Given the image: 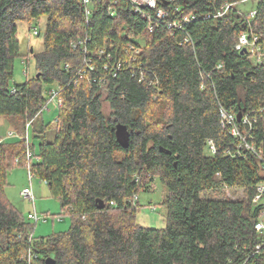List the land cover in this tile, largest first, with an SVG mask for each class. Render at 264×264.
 I'll return each mask as SVG.
<instances>
[{"label": "trees", "instance_id": "16d2710c", "mask_svg": "<svg viewBox=\"0 0 264 264\" xmlns=\"http://www.w3.org/2000/svg\"><path fill=\"white\" fill-rule=\"evenodd\" d=\"M134 7L131 0H0V117L12 118L20 136L0 142V264L47 257L55 264H264V232L255 229L264 195L253 201L264 181V0ZM42 16L39 76L13 82L14 60L25 56L18 23L31 30ZM174 20L179 27L169 28ZM241 33L256 37L255 51L235 49ZM79 39L84 49L72 47ZM50 102L57 116L44 122ZM220 109L235 115L245 141L221 126ZM15 167L46 182L70 217L68 229L32 235L34 224L6 194ZM155 179L166 189L163 227L136 219L138 194Z\"/></svg>", "mask_w": 264, "mask_h": 264}, {"label": "rangeland", "instance_id": "374dc122", "mask_svg": "<svg viewBox=\"0 0 264 264\" xmlns=\"http://www.w3.org/2000/svg\"><path fill=\"white\" fill-rule=\"evenodd\" d=\"M243 8L244 10H248L250 4H245ZM45 19L46 17L42 16L38 22L32 23L33 28L36 27L39 30V34H33V28L28 30L26 23H18L20 52L25 56H19L14 60L12 71L13 82L20 83L35 75L36 67L34 54L43 49L42 32ZM176 25V21L174 20L168 27H176ZM29 49L31 51L28 53ZM25 70L27 75L24 73ZM47 108L48 109H43L39 118L44 122H51L56 118L58 108L53 102H50ZM103 110L105 113L109 112L107 102L103 103ZM13 122L14 120L12 118L0 117L1 141L11 142L20 137L19 133L15 131L12 125ZM31 127L32 126L28 128L27 132L28 141L29 143L35 144L36 150L38 141L33 139ZM9 132L13 133L12 136H9ZM49 135L51 137L50 139H52L53 133L49 132ZM206 152L207 154L209 153L207 150ZM30 186L34 196L33 202L21 195L22 189ZM165 193V186L161 184L158 179H155L152 190L141 191L138 194L136 219L139 224L149 227H163L165 225L166 207L162 204ZM6 194L8 199L22 212L25 218L29 212H35L41 218L38 222L32 219L29 220L34 224L32 233L34 237L47 236L69 228L70 217L67 213L61 211L59 199L51 195L46 183L36 178L34 175L31 181H29L25 168L15 167L9 172ZM225 195L229 197L241 196V191H237L235 195H233L230 190H226Z\"/></svg>", "mask_w": 264, "mask_h": 264}, {"label": "built area", "instance_id": "2783aa9c", "mask_svg": "<svg viewBox=\"0 0 264 264\" xmlns=\"http://www.w3.org/2000/svg\"><path fill=\"white\" fill-rule=\"evenodd\" d=\"M81 1L84 4H89L92 0H81ZM131 1L133 3H135V7H134V11L135 12L140 10L139 9V6H141V5L148 6L150 8H154L156 6V0H131ZM227 7H228V5H226V8ZM254 13H255L254 10L250 11V15H254ZM164 14H165V12L162 11L161 9L158 10L157 13H156V15L158 17H163ZM176 27H179V25L177 24ZM32 33L33 34H39V30L35 27V28H33ZM84 42L85 41H82V40L79 39L77 41L72 42L71 44H72V47H74V48L77 47V46H81V49H84V46H83L84 45ZM255 42H256V37H253L252 40H249V38L246 36L245 33H241L239 35V37H238L237 43L235 45V49L242 50V49H245V48H250V50L253 52V51H255ZM98 54L99 55L103 54V51H99ZM87 66L90 69L93 68V66L90 65V64H88V63H87ZM118 67H119V63H115L113 68L114 69H117ZM36 73H38V72H36ZM154 83H155V81H154ZM55 95H56V92L50 91V93H49L50 99H52V100L57 101L58 103H60L61 102V99L60 98L57 99ZM220 116H221V121H220L221 126L222 127H225L226 125H229L230 134L232 136L239 137L241 139V141H245L243 139V136L244 135L242 134V132L240 131V129L238 128V126L234 122L235 115L226 112L224 109H220ZM243 123L248 124V127L251 126V122H249L247 116H244ZM29 124H30V121L27 123L26 126L28 127ZM246 133H248V132H246ZM12 134H13L12 132H9V136H12ZM25 138H27V135H25ZM0 142H1V139H0ZM207 145H208V149H209L210 153H214L216 151L217 148H216V146H215V144H214V142H213L212 139H208ZM244 145L248 149L254 150L253 146L250 145L249 143L245 142ZM261 169L264 172V162H262ZM28 177H29V180L31 181L32 175L30 174V172H28ZM256 190H257V193L255 194V196L253 198V201L254 202H259V201H261V199L263 198V195H264V181L260 182L256 186ZM21 195L24 196L25 198H27L28 200H30V201L33 202L34 196L32 194L31 186L30 187H24L22 189V191H21ZM262 214H264V212ZM27 217H28V219H32L35 222H38L41 219L35 212H32V213L29 212L27 214ZM262 218L263 217H261L257 221V223L255 224V229L264 232V221H263ZM27 256H28L29 259L32 258V255H31L30 252L27 253Z\"/></svg>", "mask_w": 264, "mask_h": 264}, {"label": "water", "instance_id": "95a60500", "mask_svg": "<svg viewBox=\"0 0 264 264\" xmlns=\"http://www.w3.org/2000/svg\"><path fill=\"white\" fill-rule=\"evenodd\" d=\"M38 76H39V73H36V77H38ZM240 115H241V112H238L237 115H236V118H237L238 121L240 120ZM116 129H117V134H120L121 130L124 129V126H122L120 124H117L116 125ZM124 145L126 146V144H124ZM96 206L98 208L103 207L104 206V201L102 199H99V198L96 199ZM44 264H55V260L52 257H47L44 260Z\"/></svg>", "mask_w": 264, "mask_h": 264}]
</instances>
